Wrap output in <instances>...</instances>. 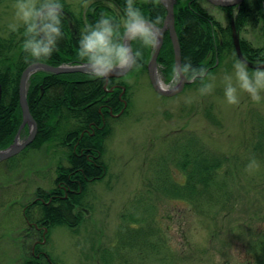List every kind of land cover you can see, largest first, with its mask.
I'll return each mask as SVG.
<instances>
[{
	"label": "rangeland",
	"instance_id": "obj_1",
	"mask_svg": "<svg viewBox=\"0 0 264 264\" xmlns=\"http://www.w3.org/2000/svg\"><path fill=\"white\" fill-rule=\"evenodd\" d=\"M63 2L77 15L86 9L82 0ZM14 3L0 0L2 37L16 22ZM200 3L223 26L230 25L226 11L206 0ZM260 27L248 26L240 37L264 48ZM235 62L230 55L224 57L209 76L214 77L213 90L203 96L201 85L193 84L164 97L153 89L148 72L128 75L126 115L110 119L104 143L106 176L89 184L80 224L52 228L42 250L57 264H257L259 253L251 243L264 233V100L254 103L241 93L238 105L226 102L223 78L233 73ZM156 73L158 79L163 76L159 66ZM29 130L23 129L21 139ZM185 136L229 164L218 181L230 192L234 208L197 212L182 199L156 192L163 167L184 182L171 155L176 141ZM68 151L55 141L0 162V264H24L30 257L39 237L26 234L24 207L39 188L55 187L56 170L68 165ZM131 218L142 220V226L131 225ZM130 226L140 233L141 250L128 233Z\"/></svg>",
	"mask_w": 264,
	"mask_h": 264
},
{
	"label": "trees",
	"instance_id": "obj_2",
	"mask_svg": "<svg viewBox=\"0 0 264 264\" xmlns=\"http://www.w3.org/2000/svg\"><path fill=\"white\" fill-rule=\"evenodd\" d=\"M102 1L112 3L114 8L103 5ZM200 1L176 0L175 27L181 46L182 63L190 61L195 68H206L210 76L227 55L239 60L234 49L232 20L239 34L248 26L259 25L264 36V0H244L239 6L221 8L229 16L228 26H223L210 15ZM61 3L64 5L63 37L58 42L57 50L49 58L34 60L24 52L23 26L17 31H11L6 37L0 36V150H5L14 143L23 122L19 94L23 72L35 63L54 67L86 64L78 56V41L83 30L94 26L102 14L111 16L118 22V14L125 6V0H94L77 15L63 0ZM135 3L146 17H159L161 23L158 27H163L167 9L160 0H135ZM133 47H136L135 43ZM241 47L245 58L254 65L258 60L264 61V48L254 47L243 38ZM152 54L151 50L144 51L141 67L133 68L125 77L111 78L109 81L95 79L84 73L56 75L40 71L31 77L27 100L38 129L35 140L23 151L41 150L55 141L69 151L66 154L68 165L61 164L56 170L55 187L49 191L39 188L35 199L24 207V216L29 223L26 234L39 237L24 264H57L42 250L43 246L47 244L52 228L64 226L75 229L82 221L83 199L89 184L102 180L107 173L103 156L104 143L111 132L109 121L114 115H126L129 106V88L124 81L132 73L142 70L148 72ZM158 66L165 79L170 77L175 67L169 32L165 33ZM193 84L200 85V81L186 87ZM174 145L172 161L179 174L185 178L184 182L172 178L168 168L163 167L155 186L156 192L165 197L182 199L190 203L197 212L234 208L230 192L226 191L224 182L218 181V176L229 164L210 155L193 137L185 136ZM261 145L264 148L263 142ZM75 148H78L77 153L84 148L90 149L88 153L93 162L88 163L85 156L76 154ZM141 221L130 219L131 225L138 224L140 227ZM130 228L128 232L123 227V233L128 232L134 237L141 250L144 244L137 240L140 233L131 226ZM44 237L46 243L38 244L37 241H42ZM251 249L259 253L257 264H264V233L251 243Z\"/></svg>",
	"mask_w": 264,
	"mask_h": 264
},
{
	"label": "clouds",
	"instance_id": "obj_3",
	"mask_svg": "<svg viewBox=\"0 0 264 264\" xmlns=\"http://www.w3.org/2000/svg\"><path fill=\"white\" fill-rule=\"evenodd\" d=\"M91 2L82 0L83 7L87 8ZM13 8L16 22L9 28L17 31L23 26L24 52L34 60L49 58L63 37L64 5L61 0H15ZM160 23L159 17H146L135 0H125L118 22L102 14L94 26L83 30L78 41V56L86 61L89 75L95 79L107 81L114 74H125L141 67L144 51L155 52L159 48ZM185 80H199L201 86L198 91L202 96L211 93L214 88L210 82L214 77L208 76L207 69L195 68L190 61L174 67L168 79L160 76L157 86L162 91H175ZM223 84L229 105H238L241 93L247 94L252 102L260 103L264 100V61L258 60L251 71L246 62L236 61L233 73L224 76Z\"/></svg>",
	"mask_w": 264,
	"mask_h": 264
},
{
	"label": "water",
	"instance_id": "obj_4",
	"mask_svg": "<svg viewBox=\"0 0 264 264\" xmlns=\"http://www.w3.org/2000/svg\"><path fill=\"white\" fill-rule=\"evenodd\" d=\"M161 3L164 5V7L167 9V15L164 21V25L162 28L159 27L160 33H161V42L159 48L153 53L152 58L150 60V63L148 65V74L149 78L152 84V87L154 90L161 96L164 97H173L179 93H181L185 86L188 83H192L190 80H185L181 84L179 88H177L175 91H162L158 86V77H157V61L158 56L160 54V51L162 49L163 43H164V37L165 33L169 32L171 37V42L173 45V51H174V59H175V67L182 64V55H181V46L179 42V38L177 35L176 27H175V4L176 0H160ZM212 5L216 7H222V8H231L239 6L244 0H206ZM231 28H232V37L234 42V49L237 58L240 61H244L247 63L248 68L254 69L256 65H254L252 62L248 61L244 54L241 47V38L239 32L236 30L235 22L232 20L231 22ZM44 71L51 74L56 75H62V74H72V73H84L89 74L88 68L83 65H76V66H70V65H62L58 67H54L51 65H47L44 63H35L30 65L22 74L21 80H20V88H19V94H20V106L23 113V122L22 125L17 133V136L14 140V143L5 150H0V162L9 160L17 155H19L23 150H25L36 138L38 125L34 118L31 115L28 100H27V93H28V86L29 81L31 77L36 74L37 72ZM130 72V71H129ZM129 72L125 74H114L111 76V78H122L125 77ZM109 79L107 81H109ZM112 91V90H111ZM125 89H123L124 93ZM2 89L0 86V99H1ZM126 105V104H125ZM120 115V114H119ZM118 115V116H119ZM28 126L29 127V134L27 138L21 139V134L23 129ZM45 240L42 242L44 243Z\"/></svg>",
	"mask_w": 264,
	"mask_h": 264
},
{
	"label": "flooded vegetation",
	"instance_id": "obj_5",
	"mask_svg": "<svg viewBox=\"0 0 264 264\" xmlns=\"http://www.w3.org/2000/svg\"><path fill=\"white\" fill-rule=\"evenodd\" d=\"M89 150H90V149H88V148H84V149L80 150V153H77L78 148H75L74 151H75V153L78 154L80 157L85 156V158H86V160H87L88 163H89V162L92 163L93 161H92V158L90 157L91 154L88 153ZM86 154H87V155H86ZM37 243L40 244L41 241H37Z\"/></svg>",
	"mask_w": 264,
	"mask_h": 264
}]
</instances>
